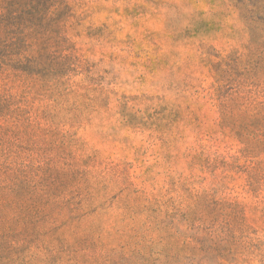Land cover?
I'll list each match as a JSON object with an SVG mask.
<instances>
[{
    "label": "rangeland",
    "instance_id": "obj_1",
    "mask_svg": "<svg viewBox=\"0 0 264 264\" xmlns=\"http://www.w3.org/2000/svg\"><path fill=\"white\" fill-rule=\"evenodd\" d=\"M16 3L0 264H264V0Z\"/></svg>",
    "mask_w": 264,
    "mask_h": 264
},
{
    "label": "trees",
    "instance_id": "obj_2",
    "mask_svg": "<svg viewBox=\"0 0 264 264\" xmlns=\"http://www.w3.org/2000/svg\"><path fill=\"white\" fill-rule=\"evenodd\" d=\"M32 1V3L34 4V5H38L39 7H46L47 5H48V3L51 1V0H31ZM18 2H19V4L18 3H16L17 5H18V7L20 6V7H22V8H26V0H18ZM24 19H25V23H26V13H24ZM2 62H0V68H2L3 67V65H6L5 64V62L4 63H2Z\"/></svg>",
    "mask_w": 264,
    "mask_h": 264
}]
</instances>
